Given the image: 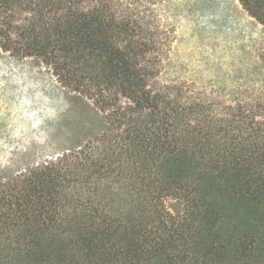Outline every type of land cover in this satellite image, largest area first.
I'll return each instance as SVG.
<instances>
[{
  "label": "trees",
  "instance_id": "16d2710c",
  "mask_svg": "<svg viewBox=\"0 0 264 264\" xmlns=\"http://www.w3.org/2000/svg\"><path fill=\"white\" fill-rule=\"evenodd\" d=\"M161 1L0 0V51L90 115L62 152L0 171V264H264V78L163 81ZM238 1L264 25V0Z\"/></svg>",
  "mask_w": 264,
  "mask_h": 264
},
{
  "label": "rangeland",
  "instance_id": "374dc122",
  "mask_svg": "<svg viewBox=\"0 0 264 264\" xmlns=\"http://www.w3.org/2000/svg\"><path fill=\"white\" fill-rule=\"evenodd\" d=\"M154 7L172 31L163 81L222 88L261 85L264 25L238 0H162ZM88 113L44 67L0 51L1 172L62 152L70 138L83 135Z\"/></svg>",
  "mask_w": 264,
  "mask_h": 264
}]
</instances>
